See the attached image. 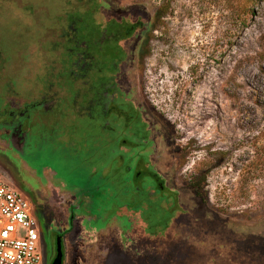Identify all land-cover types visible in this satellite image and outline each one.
I'll return each instance as SVG.
<instances>
[{"label": "rangeland", "instance_id": "1", "mask_svg": "<svg viewBox=\"0 0 264 264\" xmlns=\"http://www.w3.org/2000/svg\"><path fill=\"white\" fill-rule=\"evenodd\" d=\"M244 4L0 0V114L32 122L25 153L0 149L5 157L0 174L13 187L35 184L18 169L26 160L38 171H55V184L89 188L92 194L88 210L77 211L79 225L69 218L65 233L60 226L77 197L38 190L49 220L39 227L42 254L63 233L62 264H84L83 253L91 250L98 257L92 264H264V0L238 16ZM109 7L133 11L131 21L137 22L119 87L131 92L153 131L155 170L179 192L175 202L176 193L169 191L170 206L160 198L161 206L119 210L135 195L143 201L146 192L134 189L129 164L113 159V144L101 146L105 97L87 103L79 81L86 70H72L82 50L78 40L98 44L101 12L109 13ZM109 49L105 55L101 49L98 60L106 67L110 55L122 53ZM97 75L92 101L108 84ZM86 106L89 112L83 113ZM93 167L105 174L91 173Z\"/></svg>", "mask_w": 264, "mask_h": 264}, {"label": "flooded vegetation", "instance_id": "2", "mask_svg": "<svg viewBox=\"0 0 264 264\" xmlns=\"http://www.w3.org/2000/svg\"><path fill=\"white\" fill-rule=\"evenodd\" d=\"M109 10V13L106 11L101 12V20L104 18V20L102 21L104 23L102 25V28H100V30L98 29V33L100 34L98 44H95V42H91L89 44L85 39H83V41L81 39L78 40V44L80 47H82V50H80L78 53H75V62L71 65L72 70H86V74H84V76H82L79 81H81L82 79L81 82L84 83V86L87 89V103H89L90 105L91 103L98 104L99 100L105 97V101H103L102 103L105 120L102 121L101 124V127L104 129V132H102L101 139L99 137L101 146L105 142H109L110 145L113 144L112 147H115L114 151H116V155H114L116 157L113 159L117 163L129 164L126 169L132 173L129 180H133V182H136L134 189L144 190L146 192V196L142 197L144 199L143 201H140V199H138V197L135 195L131 197V199L134 200L133 203L129 202V204L119 205L118 207L121 208L119 210L127 213V209H131L132 207H140V209L142 210H146L147 208H153L155 203L159 202L160 198L164 200L166 199L168 203L170 202V206L174 203V200H172L173 195H171L169 191L171 193H176L175 202H177L179 199V192L178 190L175 191V189L167 187V184L165 183L163 177H161L159 173L155 170V166L153 164V152L151 147L153 131L150 129L148 122L144 120V118L140 114H138L135 103L131 97V92H128L127 94L123 93V90L119 87L118 79H120V75L122 74V71H124V69H122L123 58L132 49V46H130L129 41L132 39L131 32L137 28V22L131 21L130 14L133 13V11H131V13L128 11L118 12L112 7ZM83 35L84 38L87 33H84ZM128 39L129 41L127 42ZM96 47L97 49H99V51L91 50ZM112 47H117V49L121 50L122 53L119 56H114L113 54L110 55L109 58H111V61L109 62L110 64L109 66L107 65V67L104 66L103 63L99 64L100 61L98 60H100V55L102 52L101 49H104L103 52L105 55V53L110 51L109 48ZM103 61L104 60H102L101 62ZM89 73H92L93 75L90 76ZM94 75H97L98 78L104 77L108 84L105 85L106 88L102 92V95L96 96V99L94 98L92 101L90 97L94 95V86H91V83L93 80H95L92 79ZM22 107L23 106H21V108ZM84 112H89L88 106L83 109V113ZM119 119H122L123 122H125V124L122 123V127H120L119 125ZM27 121H25L24 124L21 122L19 123L16 122V118H10L7 115L0 114V149L2 151H4L5 149L19 148L24 150L25 153L26 139L30 135L29 130L32 127V122L29 121V124L27 123ZM134 123H136L135 127H138V130L131 128V125H134ZM23 139L25 140V143L22 144ZM2 157H4L3 154L2 156L0 155V159H2ZM25 162L26 160H21L18 169L21 170L23 173L26 172L30 176H33L35 178V184L22 185L18 182L14 184V187H18L17 189H21L24 195L29 199L31 203L32 212L36 219L38 230L41 225L44 227V224H46V222H49V220L46 219L45 210L41 205V201H38V190H40L41 187L45 189V192H50L51 190H54L57 194L59 192H65L69 195L71 194V196L73 197H77V199L74 198V200H72V204H68V216L66 222L64 223L65 226L61 225L60 229H62V231L65 233L67 232L68 228L66 227V223L69 218H71L73 221L75 220L76 226H78L79 224L77 223L79 221L80 215H78L77 211L81 210L86 212V210H88V201L90 200V196H92V194H90V189H85L84 187H78L76 185H57L53 182V178L56 175L55 171H52L47 167H44V169L38 171L32 168L30 165L26 164ZM90 172L93 174L98 173L99 176H102V173L105 174L104 171L102 172L100 171V169L98 170L94 167L91 168ZM138 182L141 183L137 184ZM124 190L126 192L125 194L130 193L129 189ZM97 195L100 196L99 194ZM156 195L157 197H155ZM40 197L41 196H39V198ZM145 200H147L148 202H146ZM156 205L158 206L160 204L156 203ZM64 235L65 234L63 233L58 234L56 236L54 247H51L49 249L45 247L46 244L44 241H42L44 240V234L42 235L41 242L43 243L42 245L45 247V253H43L44 255L42 254L44 264H52L53 260L55 259L57 254L58 239L60 240L61 244L60 248L62 254V264V239ZM97 237L96 239H94V241H92V243H90L91 245L95 243V241L98 239ZM90 244L88 245L89 251L91 250ZM124 248L125 245L122 244L119 246L118 249L123 250ZM83 254L84 260L88 262V264H92L93 261L97 262L98 257L94 253H92V250L91 253H87V251H85V253ZM89 254H91V261H89ZM103 254H106V258H108L107 253H102L101 255ZM103 258L105 257H102V259ZM86 262H84V264Z\"/></svg>", "mask_w": 264, "mask_h": 264}, {"label": "built area", "instance_id": "3", "mask_svg": "<svg viewBox=\"0 0 264 264\" xmlns=\"http://www.w3.org/2000/svg\"><path fill=\"white\" fill-rule=\"evenodd\" d=\"M38 241L29 199L0 174V264H41Z\"/></svg>", "mask_w": 264, "mask_h": 264}, {"label": "trees", "instance_id": "4", "mask_svg": "<svg viewBox=\"0 0 264 264\" xmlns=\"http://www.w3.org/2000/svg\"><path fill=\"white\" fill-rule=\"evenodd\" d=\"M261 0H245V4L244 7H241V9L239 8V10H237L238 12V16H242L246 15V13H249L253 11V7H255V5H257ZM241 10V11H240Z\"/></svg>", "mask_w": 264, "mask_h": 264}, {"label": "water", "instance_id": "5", "mask_svg": "<svg viewBox=\"0 0 264 264\" xmlns=\"http://www.w3.org/2000/svg\"><path fill=\"white\" fill-rule=\"evenodd\" d=\"M60 240H57V254L55 259L53 260L52 264H61V248H60Z\"/></svg>", "mask_w": 264, "mask_h": 264}]
</instances>
